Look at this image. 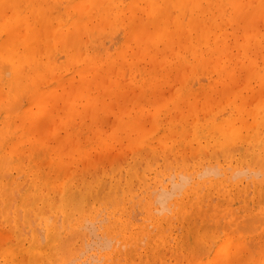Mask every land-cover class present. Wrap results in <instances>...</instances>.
Segmentation results:
<instances>
[{
  "label": "rangeland",
  "instance_id": "obj_1",
  "mask_svg": "<svg viewBox=\"0 0 264 264\" xmlns=\"http://www.w3.org/2000/svg\"><path fill=\"white\" fill-rule=\"evenodd\" d=\"M1 1L2 0H0V2ZM6 1L10 3L12 2L11 0H6ZM122 1L123 2H121V4L117 3L118 5L117 8L114 7L113 10L109 11L111 16H115L116 15L115 11H118V9H123L130 2V0H122ZM213 1L216 2L217 0H213ZM260 1L261 0H240V4L244 10H247L248 8H249L248 10L255 9L258 14V15L255 14L253 16V21L255 20V22L253 23L252 29H248V27H242L237 24L235 26L231 25L229 17L232 11L230 12L231 9L224 7L223 12L221 11L219 14L217 13L215 17L207 16L205 18L206 21L203 22L205 25L202 28H205L206 34H204L202 38L199 37L200 33L196 32L197 31L196 28L192 30L187 29V26L190 22V14H191L190 12H187V14H185V16L183 17L184 20H182L181 23L182 30L176 33L175 35L174 38L175 46L171 48L168 47L163 42H161L160 40H156L153 39V37H149L150 36L149 30L151 26H148L149 23L148 16L145 12L143 13L141 11L140 8L142 4H140V2L135 0L132 7L134 8L135 14L140 15L137 16L139 19L137 21L141 24V27H139L137 30H133L130 34H128L127 33L128 29L126 27L127 21H125V24L114 26V28L110 25L108 26L107 24L99 25L103 27V29L101 30L103 33L102 35H100V39L98 40L99 43L96 42L95 44L97 45L91 44L89 47L82 46L79 49V55L81 59H87L88 56L94 55L98 57L99 61L97 63L87 62L86 64L83 65L81 64L72 65V67H70L68 71L64 70L63 68H59L58 73L56 74L57 76L55 75L53 77V80H50V82H47L46 84H44V86L42 85V87H44V90L49 91L48 95L51 93L53 96L51 97L52 100L50 99L51 100L50 105L46 106V109L41 110L39 108L40 106H38L37 104H30V101L28 100V96L26 93L27 92L26 85L27 87H29V82L27 81L24 82L27 84L23 83L22 88H25L24 92L25 91L26 92L23 93L22 91L24 96L21 93L19 97H21V95H22L21 98L25 96L26 97L23 98L22 100L21 98L18 97L19 98L18 101L20 102L22 101L21 102L22 105L18 106L20 108H18L14 114L21 113L22 115L23 113L26 112L28 114L30 113L29 116L32 117L35 116V120L38 128L37 137L39 140H42L43 142L46 143L45 147L47 146L45 148L46 150L45 149H44L45 151L43 150L44 153H42L43 154L42 159L40 158L41 160L38 159L36 160L37 162H40L39 166H42L41 167L42 171L48 172L50 169L63 168V172H65L66 174L65 179L72 180L73 178V180L76 181L77 184L80 186H83V184L87 185L90 183L95 185V183L97 182L102 184L101 192L98 195L99 201L98 199H96L95 204L93 203L94 204L93 206L92 204H90L89 208L84 207L85 204H86L85 206H87V204L92 203L93 200L91 201L87 199L88 201L91 202H87V200L85 201L81 200L82 201L80 202L81 204L79 203L78 204L79 206L77 205L78 208L77 206L76 207L74 206V208L75 209L77 208V210H74L72 207V209L65 211L66 214H64L62 213V211L59 210L60 208L57 207L59 205L57 204V201H52L51 203L49 202L50 207L46 208L48 210H44L45 212H43L42 214L44 217H41L40 216L41 214H38L37 212L35 213V215L31 212L29 214L31 217L29 218L31 219L30 222L28 219V223L23 224V218H24L23 216L25 215V213L23 212L22 208L19 206V202L22 196L28 194V192L29 193L31 192L30 187L32 186V181H30V179L28 178L27 166H29L31 161H34V158L36 159V157L32 159V155H31L32 151L30 150L31 145L29 146V144L26 143L27 145L24 144L23 146L24 149L22 147L23 163L25 162L24 165L25 168H23V170L19 172L15 171L14 169L12 170L11 168L12 164L10 160L8 161L9 165L8 166L5 165V167L2 168V171H6L4 170L5 168L9 171L6 172L8 175H5L7 176V180H9V178L11 177L14 178L12 182L14 183V187L16 188L13 189V191L16 192L14 194L15 197L13 194H11L13 195L11 199L14 198L12 200L13 207L11 208V210L13 209L12 211L13 214L12 212H9V217L12 219L14 216H16V219L19 218L18 221L20 223L19 225L21 224L24 225L23 227L22 226L18 227L17 231L18 233L23 232V234L20 235V238L21 236L24 238L25 241L22 238L21 239L25 243V247H28L29 241L31 242V240L29 239L27 240V238H32L33 235L37 237V235L39 234L40 235L44 234L45 230H43V226L45 229L46 224L47 225L55 224L56 227L59 226V230L62 228V231H67V232L71 228H74L73 231L77 229L76 230L77 234L75 232L73 233H75L74 235L80 236V240H81L80 243L78 240L76 242L74 239L76 244L74 242V246L71 245L72 247L78 245L77 248H79L80 246L81 249H83V250L80 249L82 252H77L75 250L77 254L82 253L81 255L78 254V256L73 251L74 256L76 257H74L71 252L72 255L71 254L70 255L74 260L73 259L71 260V257L67 256L70 252L67 255L63 253V257L66 259L65 260L64 258L61 257L62 254L61 256H58V254H56L55 251L51 250L52 252H55V254H52L51 251L49 253V256L48 254H46L48 258L51 257L50 262L48 261L49 259L47 260V257H45V259H43L42 262H39V264H43V262L44 264L45 263L64 264L65 261L66 264H72V263L96 264L97 262H98L97 264H104L107 259L106 256L109 255L113 257L112 256L114 254L113 251L116 248L117 249L124 248L120 252L121 254L124 255L125 247H122L121 243L117 239L118 237L116 235H114L115 237L112 236L111 233L112 230L114 229V223L116 224L115 221H121V220L128 224L127 234L140 231V229L138 230V228H140L141 226H142L141 229H143L144 226L146 227L148 226L147 230H149V232H152V235H156L158 232L156 223H163L165 225V228L167 230L166 231L164 230V232L166 233L165 235L164 232L162 234V236H165L164 237L165 241L163 240V246H165L166 244L168 245L165 247V250L162 249L164 247L159 248L164 252L161 258H163V260L165 261L161 262L160 258L156 254L155 260H151L152 264L154 263V261L156 262V264H189V263L204 264L205 262L204 259L212 255L213 251L219 247V242L222 240L219 238H222L223 236L224 233L223 229L225 227V224L229 225L231 222V217L229 215L228 216L221 215L216 217V219H212L211 217L208 216L207 217L208 219L206 218L207 222H202V220H200L199 218H197L195 214H193V208L192 210H189L188 208L191 216L189 220L184 223V228L186 229L181 227L182 226L181 221H179L177 216L174 215H177L179 212H181L180 211L181 205L186 204L188 200L186 195H184V192L187 191V189H189L188 196H191L192 190L190 189L196 185L195 184L196 181H197V185L195 189L199 192L201 190V194L207 192L208 200L209 202H212L214 204V205L212 204L213 206H215L218 203V201L220 202L221 200L219 197L217 198L218 194L215 193L214 187L210 186V184L207 182V180L210 181L211 178H213L214 181L213 185L219 184L216 182H219L220 179L221 181L226 180V177H227V181L229 180L228 182L226 181L227 183L231 182L230 184H234V185H237V183H239L237 185L238 194L242 193V195L241 194L240 195L242 196V198H246V199L248 198L251 199L255 197V194L257 192L255 189L257 188V186L264 187V174H262L264 173V160H262V162H260L259 164L253 161L255 159V157H253L254 155L248 156L251 154L253 149L254 150L256 149L255 150L256 153L262 151L261 157L262 159H264V149L259 150L258 145L255 146V143L253 142H249L248 144H242L240 142H237L235 143L237 145H234V143L229 140L231 123L230 121L228 122V118L232 115L235 117L240 116L241 118L246 120L247 125L243 126V129L245 131H243L244 133L242 132L243 134L246 135L248 134L249 131H251L252 133V130H250L251 128L249 125L253 122V119L250 114L261 113L260 116L261 117L264 116V114H262L264 113V83L253 81L257 72L258 71L261 72L262 70H264V67H261L264 66V48H261L262 44H264V39H262L264 38V4H261ZM12 5L13 4L7 6H12ZM63 5L65 6V3L62 4L61 6L62 9L64 7ZM75 5L78 6L77 9L85 8L84 6L85 4H83V2L80 0H75ZM107 7H108V1L104 0L102 8L99 9V13L105 11ZM24 8L25 7L23 4V9ZM14 11H15L14 8H7L1 11V14L4 16L1 23H5L9 19H11L13 17ZM70 13L72 14L73 12L70 11ZM171 13L172 15H170L171 19L169 21L165 20L159 23L160 28H162L163 25L166 24L167 22H169L167 26H169L170 28H175L174 19L178 17V12L176 9H173ZM127 14L129 15V13ZM53 15L54 17H57L56 13H54ZM60 18L63 21L60 22V20L57 19L53 21V26L55 27L53 30V35L50 36V41L54 47L55 45L59 46L58 40L60 41L62 40L64 43L67 39L66 36L67 32H65L62 38L56 40V36H55L56 26H59L60 23L61 26L59 27V30L66 29L70 23V20H68L67 18V14H63ZM208 19L209 21H207ZM94 21L95 19L93 20V23L97 24V21L95 22ZM188 36H191L192 38H187ZM222 38L226 40L227 44L230 47L228 48L229 50L228 55L231 59L233 58L232 65L233 63H235L233 67V72L231 74L232 78H229L227 76L228 75L227 65H229V63L228 61H226L225 58L223 57L219 59L213 58L210 63L207 62L208 52L216 44V42ZM86 39H87L86 37L83 38L84 41H87ZM188 39L189 40L194 39V41L197 42L194 48L189 45ZM260 39H262L260 46L258 48H254V45ZM61 42L60 44L62 45L63 43ZM247 44L249 45L251 44L250 48L252 49L250 51V54H247V47L245 48L243 47L244 45ZM188 46L192 48V50L190 48L188 49ZM40 48H41L40 57L44 62L47 61L48 59H51V61L55 62L56 67L62 65L65 62L66 58L63 55V53L58 54L57 52H51V51L45 52L44 47L42 48L41 46ZM166 48H171V49H169L170 50L169 51ZM193 51H197L199 54L204 55L203 58L206 59L205 63L198 65L193 58L192 55ZM247 55L249 56L247 57ZM182 57H185V59L189 63H191L194 67L178 68L177 67L178 61ZM111 60L113 61L111 63L112 68L110 69V71L105 72L104 69H101L103 64ZM193 68L196 71H194ZM248 74L250 75L249 79L247 77ZM2 75L5 76L6 74L4 73ZM251 75L254 77H252ZM6 76H7L6 78L9 77L8 75ZM83 82H86L84 86L87 87V89L84 91L80 87ZM79 83L81 84L79 85ZM110 84H112V86H110ZM148 86H149V90L147 91V95L145 96L143 95L142 89L143 87H148ZM74 87L80 89L76 91L77 89L76 88L74 89ZM73 89L76 92H74ZM80 92H82L83 94H78ZM182 96H184L185 99H182ZM76 97L79 99H77ZM70 106L74 108V112H73V116L68 118L67 108ZM40 115L45 117L43 119L38 118V116ZM135 121H137V125L131 127L130 126L131 123H134ZM123 122L127 123L128 128L122 129L123 127L121 123ZM212 126L215 127L217 126V130H218L216 136L213 138V141L214 139L217 138L219 139L221 138L224 141L221 140L219 143L213 141L209 143H204L203 137L207 136V134L209 133L208 131H210V127ZM156 128L158 129L157 131ZM169 128L170 131H168ZM257 131L260 134L259 135L260 139H264V137L261 138L262 130L258 129ZM164 133L167 134L163 137ZM254 136L255 134H252V138ZM165 143H167L166 146L167 147L170 146L168 148H171L173 151L170 150V152L168 151V153L163 152L162 151L163 145ZM220 144L232 148L229 150L230 151L229 153H231L230 155H232L231 158L221 154L222 152L221 147L223 146L222 145L220 146ZM252 144L254 145V147H251ZM200 146L201 148H203V150H199ZM151 147L152 149L155 150V154H153V152H149L148 148ZM242 151L244 152V154H242L243 153ZM166 155L168 158L166 157ZM47 159L50 160L48 161ZM184 159L186 160L184 161ZM42 164L44 165L45 170ZM145 164L149 166L151 165L150 169L146 168L147 165ZM211 165L217 167V171L215 169L216 172L214 171V167L211 168ZM202 167L206 168V170L204 169L205 171H207L208 169L210 171L212 169V171H214L217 174H214L211 171V173L209 174L210 176L209 175L207 176L206 172L202 169ZM207 167L209 168L207 169ZM136 168L138 169L135 172L134 170H136ZM119 169L121 173H119ZM129 169H130L129 173L135 172L137 176L132 173H131L132 175L128 174ZM182 170L185 171L186 173L183 174ZM242 170L243 172L244 170H246L247 173L244 174L245 172L243 173ZM142 171L144 172L145 177ZM157 171L159 173H157ZM172 171L175 176L173 175ZM209 171H207V173ZM232 171L234 172V174ZM240 171L243 175L240 173ZM123 172L125 173V175H122ZM177 172H179V174H176ZM200 172H202L203 175L200 176ZM187 173H189V175L192 177H189L188 175L187 177H189L190 179L186 177L187 179L185 180V182L184 180H182V178L185 176L178 177L181 174L186 175ZM212 173L215 176H212L211 175ZM239 173L241 174V176ZM110 174L112 175V177ZM254 174L257 175V179H255L256 177ZM130 175L132 176L131 177L132 181H130ZM134 175L136 176V178ZM171 175L173 177L172 183H171L172 181ZM195 175L197 176V178ZM85 176L87 179L84 178ZM123 177H124V181H122ZM259 179L262 181H260ZM181 180L183 184L187 183L188 182L187 180H190L191 182L189 181L188 185L186 186V189L183 188V192H181L182 191L181 190L177 194V196H175V194L177 193L175 192L174 196L170 198V201L169 202L166 201L167 203L165 202L167 204V205L165 204L166 207H162V206L159 207V205L162 204L159 203V200L156 201L155 198L156 193L157 192L159 193L160 189L162 191H164L163 189L165 190L173 189L175 186L173 184L176 182L178 183V181L180 182ZM81 181L82 182L85 181V182L82 183ZM261 182L262 184H260ZM112 183L116 184V185L114 184V186L117 187L116 190H114L115 189L113 188L114 186L111 185ZM202 183L204 185V186L202 185L203 187L201 186ZM205 183L207 187L205 186ZM15 184H18L20 186L17 187L15 186ZM170 184L173 186H171ZM146 185H148L149 187H147ZM198 186L201 189H199ZM249 186L251 188H249ZM111 187H112L111 191L114 190V193H116L114 194L113 192H111L112 197H110ZM151 190L153 191L151 192ZM13 191L12 193H14ZM116 191L118 192V194ZM126 192H128L130 196ZM150 192L151 193L155 192V193L151 194ZM199 192L198 194L200 195ZM107 193L108 194L110 193L108 198H113V194H114V199H116L117 197L116 195H118V197L120 196L121 198L118 197L117 198L121 199V201L118 200L119 201L118 202L117 199L116 201L115 200L113 201V199H111V201L114 202V204L115 202H117L114 205L113 203H111L110 200H107L108 199L107 198L106 202H104L105 201L104 198H106L105 196H108ZM124 193H126L127 195L125 194V196H123ZM149 193L152 195V197H150L151 195ZM180 193H182L183 195ZM240 195L236 194L237 197H239ZM229 196L233 197V195L232 196L229 195ZM54 197H57V195L56 196L54 195ZM211 197L213 199H211ZM140 202L142 204H140ZM157 202L159 203V205ZM153 203L154 205H152ZM51 204H53L52 208H55V210L57 208L58 210L57 211L53 210L51 208ZM122 205H125L126 209L123 208L124 206ZM146 205L150 207L148 213L145 211L144 208H142L143 206L146 207ZM240 206L241 203H239V205L232 204L230 208L237 209ZM17 207L20 208V210L17 211L18 213L20 211L19 214H17L16 212ZM86 209H89L90 213ZM122 209L124 210V213ZM52 210L55 211L56 213H54ZM82 210H86V212L84 213L85 217L84 216L81 217L80 215L81 213L79 214V212H81ZM156 210H158V212ZM67 212L70 213L68 214ZM72 212L73 215H70L72 214ZM15 213L16 215H14ZM17 215L20 216L17 217ZM66 215L68 217L70 216L71 218L67 219L68 217H65ZM86 215H89V217ZM258 216L264 217V213L258 214L256 217ZM111 217L113 218L111 219ZM122 218H124V220ZM243 218L244 217H238L236 220H234V222H232V225L236 226L237 224L236 222L239 223L242 222L241 220ZM84 220H86L85 222L89 224L83 222ZM258 220L261 219H257L256 221L257 223L252 222L249 225L247 224L249 222H246V224L245 222H242L241 224L243 223L244 224L242 225L243 228L241 229H240L241 226H239L240 232L238 231L237 232L238 235L242 237V240L247 239L248 243H250L251 241L254 242L252 246L251 243L250 245L246 244L247 253L244 254V256L241 255V257L243 258H241L240 259L241 261L239 260L236 264H252V263L264 264V261H262V259H264L262 258L264 257V228H262L261 222H259ZM167 221H169L170 224H166ZM42 222L44 223L41 224ZM98 222H100V224ZM78 224L80 225V228ZM251 224L254 225L252 226ZM30 225L32 226V228H30L31 227ZM11 226H12L11 222L6 223L4 222L3 219H0V251L1 249L4 250V248H6L9 245H12L13 243L12 235L14 234V232L11 233L10 230ZM90 226L92 227L90 228ZM251 226L254 229V232L253 229L250 228ZM236 227L233 228L238 230ZM34 229L37 230V232L39 231L40 233L38 234L36 231H34ZM190 230L192 231V233L197 234L196 238L195 236L193 238L192 245L187 234L190 232ZM12 231L14 230L12 229ZM71 231L68 234L67 233L66 234L69 236L70 233L72 234ZM78 231L81 233V235L84 236H81ZM28 232L32 233L31 234L32 236L30 235L26 236L25 233L29 234ZM259 234L260 237L258 238ZM72 235H70L71 238L74 236ZM40 237L41 239H39V241L42 240L44 236L43 237L40 236ZM81 237L83 238L84 241L81 239ZM108 238L109 240H107ZM147 238L148 237L145 236L140 240V241L145 240L144 242L142 241L140 243L141 249L140 248L138 249L137 247L138 253L141 254L142 252H144L141 254L143 256L145 255L149 256L150 253L148 251H150L151 249H157L159 246L157 245L156 247H154L153 242H152L153 244L152 246L149 244L148 246ZM115 239L118 243L114 241ZM92 241H94L93 243H95L96 246L93 243H90ZM83 242H85V244H83ZM105 242H107V244L109 242L110 243L108 245L102 246V244H106ZM182 242L185 244H183ZM26 243L28 245H26ZM44 243L45 242L43 241L42 244L44 245ZM179 243L181 245V246L179 245V247L182 248V251H179L180 254L178 253L179 255L178 257L175 255L176 253L174 254L173 249ZM255 243L256 245H254ZM209 244L213 246H210V248H208L207 246ZM81 245H83L84 248ZM90 245L91 247H89ZM249 246H251L252 248L251 247L249 248ZM146 247L149 249L146 250ZM253 247L256 248L258 252L256 250L254 251ZM60 248L64 250V245L63 247ZM84 249L85 250L88 249V250L84 251ZM100 249L103 251H101ZM143 249H145L146 252L142 251ZM66 250L69 251L68 248ZM71 250H73V248H70V251ZM139 250L141 251L139 252ZM64 251L61 250V253ZM165 251H169L168 255ZM189 251H192L189 253L190 255L188 254ZM50 254H52V256ZM55 255L58 256L59 258H57ZM64 255H66L67 257H65ZM164 255H167V257ZM172 255H174L173 258H171ZM188 255H189V259L191 258L193 259V257L194 259L193 260L191 259L190 261L188 259ZM53 257L55 258V260L53 259L52 262ZM156 257H157V261H156ZM79 258L80 261H78ZM124 260L125 257L123 256V260L120 258L119 262ZM249 260H251V262ZM1 261L3 262L2 259H0V263ZM107 262L109 263V261ZM125 263L126 262L124 261L123 264ZM135 264H139V263H135Z\"/></svg>",
  "mask_w": 264,
  "mask_h": 264
},
{
  "label": "bare ground",
  "instance_id": "obj_2",
  "mask_svg": "<svg viewBox=\"0 0 264 264\" xmlns=\"http://www.w3.org/2000/svg\"><path fill=\"white\" fill-rule=\"evenodd\" d=\"M11 1H12L11 3L6 1V0H2L0 2V116H1L0 117V217H2L0 219H3L4 222H6V223H10V222L12 223V226H11L10 230H11V233L14 232V234L12 235L13 236L12 245H9V246L6 245L7 247L4 248V250L1 249V251H0V259H2L3 262H4L3 263L1 261L0 264H39V262H42V260L45 259V257H47L46 254H48V256H49V253H50L51 250L55 251L56 254H58V256H61V254H62V256H61L62 258H64L63 257V253L67 255L70 252L67 256L71 257L72 254L74 256L75 250L77 252H82L81 250H83V249H81L80 246H79V248H77L78 245L77 246L75 245V247L71 246V245L74 246V242L75 241L77 242V240H78L79 243L81 241L80 240V236L74 235L75 233L77 234V231H76L77 229L73 231L74 228H71L67 232V231H62V228H61L60 229L61 231H60L59 230V226L56 227L55 224L54 225H51V224L47 225L46 224L45 225L46 226L45 229H44V226H43V230H45L44 234L40 235L39 234L40 232L39 231L37 232V230H35L36 229V227H35L34 231H36L39 235H37V237L35 235H33L32 238H27V240L29 239V240H31V242L29 241V245L26 243V245H28V247H25V243L23 242L24 238L22 236H21V238L23 240L20 238V235L23 234V232L22 233L21 232L18 233V231H17L18 227H21V226L23 227L24 226L23 224H27L28 223V219L31 218L30 215H29L31 212L34 215L37 212L38 214H41L40 215L41 217H44L42 214H43V212H45L44 210H48L46 208L50 207L49 204L52 201H57V204H59L57 207L60 208L59 210L62 211V213H64V214H66L65 211H68L69 209H72V207H73L74 210H77V208L79 206L78 204L80 202H82L81 200H83V201H85L87 199H89L91 201L93 200L94 202L92 201V203H88L87 206H85L86 205L85 204L84 207H86V208L88 207L89 208L90 204H92V206H93L95 204V200L96 199H98V201H99L98 195L101 192L102 184L97 182V183H95V185L90 183V184H87V185L83 184V186H80V185L77 184L76 181L73 180V178H72V180H68V179L66 180L65 179L66 178V176H65L66 174H65V172H63V168L50 169L49 170L50 172L49 171L48 172L42 171V168H41L42 166H39L40 162H37L36 160L37 159L38 160L42 159V155H43L42 153H44V151L46 150L45 148L47 146L45 147L46 143L43 142L42 140H39L38 137H37V135H38V130L37 129L38 128H37L35 116H33V117L29 116L30 113L28 114L26 112L23 113L22 115H21V113L20 114H14L16 112V110L18 108H20L18 106L22 105L21 104L22 101L21 102L18 101V99L21 98L22 95H21V97H19V96L22 93V91H23V93H25L27 91L26 93H27V96H28V100L30 101V104H37L38 106H40L39 108L41 110L46 109V106L50 105L51 100H52L51 97H53V96H52L51 93L48 95L49 91L48 90H44V87H42V85L44 86V84H46L47 82H50V80H53V77L58 73V69L59 68H63L64 70L68 71L69 68L72 67V65H77V64L83 65V64H86L87 62L97 63L99 61L98 57L94 56V55L93 56H88L87 59H81V57L79 55V49L82 46L89 47L91 44H95L96 42L99 43L98 40L100 39V35H102V33H103L101 31L103 29V27L99 26V25H101V24H105L106 25L107 24L108 26L110 25V26H112L114 28V26L125 24V21H127V25H126V27L128 29L127 33L130 34L133 30H137L139 27H141V24L137 21V20H139L137 16H140V15L139 14H135L134 8L132 7L135 0H130V2L127 4L126 7H124L123 9H118V11H115L116 12L115 16H111L109 11L113 10L114 7L117 8V6H118L117 3L121 4V2H123L122 0H117V1L106 0V1H108V7L102 13H99V9L102 8L104 0H80V1L83 2V4H85L84 5L85 8H82V9H77L78 6L75 5V0H11ZM136 1L140 2V4H142L141 8H140L141 11L143 13L145 12L147 14V16H148V19H149L148 26H151V28L149 30V35H150L149 37H153V39L160 40L161 42H163L164 44H166L168 47H171V48H173L175 46V42H174L175 35H176V33L180 32L182 30L181 23H182V20H184L183 17L185 16V14H187V12L191 13L190 14V22H189V24L187 26V29L188 30H192V29L196 28L197 29L196 32L200 33L199 37H201V38L203 37L204 34H206L205 28H202L205 25L203 23V22L206 21L205 18L207 16H214L215 17L217 13L219 14L221 11L223 12L224 7L228 8V9H231L230 12L232 11V13H231V15L229 17L231 25L235 26L237 24V25L242 26V27H248V29H252L253 28V23L255 22V20L253 21V16L255 14H257L255 9L248 10L249 9L248 8L247 10H244L242 8L241 4H240V0H217L216 2H214L213 0H136ZM260 2H261V4H264V0H261ZM64 3H65V6L63 5L64 7L62 9L61 6ZM10 4H13V5L12 6H7V5H10ZM23 4H24V7H25L24 9H23ZM7 8H14L15 11H14L13 17L11 19H9L7 22L1 23L2 19L4 18V16L1 14V11H3L4 9H7ZM173 9H176L177 12H178V17H176L174 19L175 28H170L169 26H167V24L169 22H167L166 24L163 25L162 28H160L159 23L161 21H165V20L169 21L171 19L170 15H172L171 11H173ZM60 11H62V12H60ZM70 11H72L73 13L71 14ZM54 13H56L57 17H54V15H53ZM127 13H129V15ZM138 13H139V11H138ZM63 14H67V18H68V20H70V23H69V25H68V27L66 29H60V30H59V27L61 25L59 23V26H56V29H55V36H56V40H57V39L62 38L63 34L65 32H67V35H66L67 39H66V41L64 43H63L62 40H61L62 42L60 40H58L59 46L55 45V47H54L51 44V41H50V36L53 35V30H54V27H55V26H53V21L55 19L60 20V22L63 21L60 18ZM94 19H95V21H97V24L93 23ZM207 21H209V19ZM64 22H65V20H64ZM183 25H184V22H183ZM185 32H184V34H185ZM84 37L87 38L86 39L87 41L83 40ZM187 38H192V37L188 36ZM262 39H264V38H262ZM262 39H260L254 45V48H258L260 46V44L262 42ZM60 42L63 43V44L61 45ZM188 43H189V45L191 47L194 48L197 42L194 41V39H190V40L188 39ZM95 45H97V44H95ZM250 45L247 44V45L243 46L244 48L247 47V54H250V51L252 49V48H250ZM41 46H42V48L44 47L45 52L51 51V52H57L58 54L63 53V55L66 58L65 62L62 65L57 66V67L55 66V62L51 61V59H48L47 61L44 62L42 60V58L40 57V49H41L40 47ZM171 48H166V49L169 50ZM189 48L190 47L188 46V49ZM228 48H230V47L227 44L226 40L223 39V38L219 39L216 42V44L208 52V60H207V62L210 63L213 58H215V59H219V58H222V57L225 58L226 61H228V63H229V65H227V68H228V73H227L228 75L227 76L229 78H232L231 74L233 72V67H234L235 63H233V65H232V59L233 58L231 59L229 57ZM261 48H264V44H262ZM190 49L192 50V48H190ZM192 55H193V58H194L195 62L198 65H201V64L205 63L206 59L203 58L204 55L199 54L197 51H193ZM248 56L249 55H247V57ZM112 61L113 60L103 64L101 69H104L105 72L110 71V69L112 68V65H111ZM224 63H226V62H224ZM207 66H210V65H207ZM177 67L178 68H187V67L191 68V67H194V66L191 63H189L185 59V57H182L178 61ZM261 67H264V66H261ZM220 70H221V68H220ZM194 71H196V70L194 69ZM4 73L6 75H8L9 77L6 78L7 77L6 75L5 76L2 75ZM247 77L249 79L250 75L248 74ZM252 77H254V76H252ZM248 79H247V81H248ZM26 81L29 82V87H27V85H26V91L24 92L25 88H22V85ZM253 81L264 83V70H262L261 72L258 71L256 76L254 77ZM85 83L86 82H83L82 84L79 83V85L81 84L80 87L83 89V91L87 89V87L84 86ZM24 84H27V83H24ZM110 86H112V84H110ZM110 86H109V88H110ZM75 88L76 87H74V89ZM79 89H77L76 91H78ZM148 90H149V86L148 87H143V89H142L143 95L146 96ZM76 91L74 90V92H76ZM159 93H161V92H159ZM78 94H83V93L80 92ZM23 96H24V94H23ZM25 97H23V98H25ZM23 98H21V100ZM74 99H75V97H74ZM77 99H79V98H77ZM182 99H185V97L182 96ZM92 106H93V104H92ZM167 106H168V104H167ZM21 111H22V108H21ZM73 112H74V108L72 106L67 108V116H68V118L73 116ZM26 114H28V115H26ZM262 114H264V113H262ZM250 115L252 116V119H253V122L249 125L250 128H251L250 130H252V133H251V131H249L248 134H246V135L243 134L244 133L243 131H245L243 129V126L247 125L246 120H244L240 116H236L235 117L233 115L228 118V122L230 121V123H231V129H230V132H229V138H230L229 140L232 141L234 143V145H237V144H235L237 142H240L242 144H248L249 142H253V143H255V146L258 145L259 150L264 149V139H260V137H259L260 134L257 131L258 129H261L262 130L261 138L264 137V136H262V135H264V116L261 117L260 116L261 113L250 114ZM44 117L45 116H42V115L38 116V118H42V119ZM91 117H92V115H91ZM37 120H39V119H37ZM121 124H122V127H123L122 129L128 128V125H127L126 122L125 123L123 122ZM135 125H137V121H135L134 123H131L130 126L133 127ZM158 126H160V125H158ZM220 129H221V127H220ZM157 130L158 129L156 128V131ZM168 131H170V128L168 129ZM208 132L209 133L207 134V136L203 137L204 143H209V142L213 141V138L216 136V134L218 132L217 126L216 127L215 126L210 127V131H208ZM166 134L167 133H164L163 137ZM252 134H255V136L253 138H252ZM221 140L224 141L221 138L220 139L217 138V139H214L213 142L219 143ZM26 143L29 144V146L31 145V149L30 150L32 151V154H31L32 155V159L34 157H36V159L34 158V161H31L29 166H27V168H28V173L27 174H28V178L30 179V181H32V186L30 187L31 188V192L29 193L28 191H30V190H28L27 191L28 194L22 196L21 199H20L19 206L22 208V210L25 213V215L23 216L24 217L23 218V224L19 225L20 224L18 222L19 218H17L18 219L17 220L16 216H14L12 219L9 217V212L13 211V209L11 210V208L13 207V201L12 200L14 198L11 199V197H13V195L16 192V191H13V189L16 188V187H14V183L12 182L14 178L11 177V178H9V180H7V176H5V175H8L6 173L8 170L5 168L4 170H6V171H2V168H4L5 165H7V166L9 165L8 164L9 160L11 161V164H12V167H11L12 170L14 169L15 171L19 172V171L23 170V168H25L24 167L25 162L23 163V155L22 154H23V149H24L23 146ZM225 143H226V141H225ZM166 145H167V143H165L163 145V150L162 151L168 153V151L170 152V150H172V149L168 148L170 146L167 147ZM221 145L222 144H220V146ZM222 146L223 147H221V149H222L221 151L223 153L221 152V154H223L226 157H230L231 158L232 155H230L231 153H229L230 152L229 150L232 149V148L227 147L225 145H222ZM22 147H23V149H22ZM251 147H254V145L252 144ZM148 150H149V152H153V154H155V150L152 149V147L148 148ZM152 150H154V151H152ZM199 150H203V148H201V146H200ZM253 150H252L251 154L248 155V156L254 155L253 157H255V159L253 161H255V162L260 164V162H262V160H264L261 157L262 151L256 153V151H255L256 149L254 151ZM234 151H236V150H234ZM145 154H146V152H145ZM242 154H244V152ZM166 157H167V155H166ZM167 158H166V160H167ZM47 160L49 161L50 159H47ZM185 160L186 159H184V161ZM253 161H251V162H253ZM145 165H147V164H145ZM150 166L147 165L146 168L150 169ZM131 167H133V166H131ZM168 167H170V166H168ZM194 167H196V166H194ZM204 167H205V165H204ZM212 167H214V166L211 165V168ZM43 168H44V165H43ZM138 168H136V170H134V171L136 172ZM208 168L209 167H207V169ZM202 169L206 170V168H203V167H202ZM215 169L217 171V167L216 166L214 167V171H215ZM246 169H248V168H246ZM260 169H262V168H260ZM44 170H45V168H44ZM195 170H197V169H195ZM222 170H224V169H222ZM125 171H126V169H125ZM131 171H133V170H131ZM182 171H180V172H182ZM207 171H209V169ZM207 171H205V172H206V175L208 176L211 173L212 169L208 173H207ZM214 171H212V172L214 174H217V173H215L216 171L215 172ZM258 171H259V169H258ZM124 172H123L122 175H125ZM129 172H130V169L128 171V174L132 173V174H135L137 176V174L135 172L134 173L133 172L129 173ZM237 172H239V171H237ZM242 172H243V170H242ZM244 172H243L244 174L247 173L246 170H244ZM119 173H121L120 169H119ZM157 173H159V172L157 171ZM172 173H173V171H172ZM184 173H186V172L183 171V174ZM213 173L211 175L215 176V175H213ZM240 173H241V171H240ZM143 174H144V172H143ZM176 174H179V172H177ZM233 174H234V172H233ZM241 174H240V176H241ZM262 174H264V173H262ZM131 175H130V181H132V178H131L132 176ZM158 175H160V174H158ZM173 175H174V173H173ZM188 175H189V173H187L186 175H182L181 174L178 177L185 176V177H183L184 179L182 178V180H184V182H185V180L187 178L190 179L189 177H192L190 175H189V177H187ZM201 175H203L202 172H200V176ZM78 176H81V175H78ZM136 176H135V178H136ZM204 176H205V174H204ZM111 177H112V175H111ZM144 177H145V174H144ZM255 177H256L255 179H257V175H255ZM15 178H17V177H15ZM84 178H86V176ZM171 178H172V181H171V183H172L173 182L172 175H171ZM196 178H197V176H196ZM219 178H221V177H219ZM211 179H210V181L207 180V182L210 184V186L214 187L215 193L218 194L217 198L219 197L221 201L220 202L218 201V203L215 206H213L214 204L212 202H209V200H208L207 192L204 193V194H201V190L199 192V191H197L195 189V187L197 185V181H196V183H195L196 185L194 184L195 186H193L190 189V190H192L191 196H188V194H189L188 190L189 189H187V191L184 192V195H186L188 200H187L186 204L181 205V209H182V210L180 209L181 212H179L177 215H174V216H177L179 221H181V224H182L181 227L184 228V223L187 222L189 220L190 216H191L189 210H192V208H193V214H195L197 216V218L202 220V222H207L206 218L208 216L211 217L212 219H216V217L221 216V215H223V216H228L229 215L231 217V222H230L229 225L225 224V227L223 229V232H224L223 236H222V238H219V239H222L219 242V247L216 248V250L213 251L212 255H210L206 259H204L205 260L204 264H236L241 258H243V257H241V255L244 256V254L247 253L246 244L250 245V243H251V246H252L253 242H254V241L253 242L251 241L250 243H248L247 239L246 240H242V237L238 235V232H240L239 226H241L240 229L243 228L242 225L244 223L243 224H241V223L245 222V224H246V222H249V223H247L249 225L252 222L257 223L256 222L257 219H261L262 221L261 220H258V221L261 222L262 228H264V217H262V216L256 217L258 214L264 213V187H261V186L258 187L257 186V188L255 189L257 191L256 194H255V197H253L251 199H249L247 197L249 199L248 200L246 198H242V196H241L242 193H240L241 195L238 194L237 185L239 183H237V185L230 184L231 182L227 183L229 180L227 181V177H226V180H222L221 181V179H220L219 182H216V183H219V184L213 185V183H214L213 178H211ZM232 179H233V176H232ZM234 179H235V177H234ZM167 180H168V178H167ZM182 180L180 182L178 181V183H181V184H178L176 181H174L177 184L176 183L173 184V185H175L174 188L172 187L173 189H169V190L166 189L168 191H166L165 189H163L164 191H162L161 189L159 191V189H158L160 194L157 192L158 195L156 193V197L155 198H156V201L159 200V203L162 204V205H159V203L157 202L159 207L160 206L166 207V205H167L166 203L170 201V198H172V196H174L175 192H177L175 194V196H177V194L181 190H182L181 192H183V188L186 189V186L188 185V182L190 180H187L188 182L185 183V184H183ZM122 181H124V177H123ZM260 181H262V180H260ZM84 182H82V183H84ZM55 184H57V185H55ZM79 184H81V183H79ZM114 184L115 183H112L111 185L114 186ZM260 184H262V182ZM173 185H171V186H173ZM202 185H203V183L201 184V186ZM15 186L18 187L20 185L15 184ZM146 186L149 187L148 185H146ZM205 186H206V183H205ZM250 186H249V188L252 187V186L251 187ZM113 188H115L114 190H116L117 187L114 186ZM119 188H120V186H119ZM188 188H190V187H188ZM199 189H201V188L199 187ZM111 190H112V187L110 188V193L111 192L114 193V190L113 191H111ZM202 190H203V188H202ZM241 190H243V189H241ZM12 191L14 193H12ZM17 191H19V190H17ZM152 191L153 190H151V192ZM155 192H153V193H155ZM198 192L200 193V195L198 194ZM126 193L128 194V192H126ZM126 193H124L123 196H125ZM153 193H151V194H153ZM11 194H13V195H11ZM109 194L107 193L108 196H105L106 198H104V200H105L104 202H106V199L109 197ZM114 194H116V193H114ZM114 194H113V198H108L107 200L111 201V199H113V201L114 200L116 201V199H117V201L118 200L121 201V199H118V198H121L120 196L118 197V195H116L118 198L115 196L116 199H114ZM117 194H118V192H117ZM140 194H141V192H140ZM180 194H182V193H180ZM236 194L240 195L241 197L240 196L237 197ZM54 195L55 196L57 195V197H54ZM229 195H231V196L233 195V197H230ZM248 195H250V194H248ZM14 197H15V195H14ZM110 197H112V193L110 194ZM140 197H141V195H140ZM145 197H146V195H145ZM150 197H152V195ZM132 199H133V197H132ZM211 199H213V198L211 197ZM91 201L87 200V202H91ZM212 201H214V200H212ZM111 203L114 204V202H112V201H111ZM116 203L117 202H115V204ZM154 203L152 205H154ZM239 203H241V206L239 208H237V209H235V208L231 209L230 208L232 204H238L239 205ZM126 204H128V203H126ZM140 204H142V203L140 202ZM210 204L211 205L213 204V205L211 206ZM52 205L53 204H51V208H52ZM74 206L75 207L77 206V208L75 209ZM122 206H124L123 208L126 207L125 205H122ZM18 207L16 208L17 209L16 212L18 210H20V208H18ZM81 208H83V207H81ZM142 208H144L147 213L150 210V207L147 206V205H146V207L143 206ZM188 208H189V210H188ZM52 209L55 210V208H52ZM131 209H132V207H131ZM57 210L58 209L56 208L55 211H57ZM86 210H88V212L90 213L89 209H86ZM86 210H82L81 212H79V214L81 213L80 214L81 217L85 215L84 213L86 212ZM55 211H53V212L56 213ZM122 211L124 213L123 209H122ZM156 211L158 212V210H156ZM160 211H161V208H160ZM155 212H154V214H155ZM19 213H20V211H19ZM19 213L17 212V214H19ZM58 213H59V211H58ZM67 213L69 214L70 212H67ZM99 213H101V212H99ZM12 214H13V212H12ZM14 215H16V213ZM70 215H73V212ZM19 216L20 215H17V217H19ZM86 216L89 217V215H86ZM113 216H115V215H113ZM130 216H131V214H130ZM59 217H61V216H59ZM65 217H68V216L66 215ZM98 217H99V215H98ZM164 217H165V214H164ZM238 217H244V218L241 220L242 222H240V223L236 222L237 224L239 223L238 225L236 224L237 227L235 225L233 226L232 222H234V220H236ZM36 218H37V216H36ZM70 218L71 217L69 216L67 219H70ZM112 218L113 217H111V219ZM122 219L124 220V218H122ZM30 220L31 219H29V222H30ZM48 220H50V219H48ZM250 220H251V222H250ZM85 221L86 220H84L83 222H85ZM147 221H148V219H147ZM58 222H59V220H58ZM78 222H80V221H78ZM88 222H90V221H88ZM115 222H116V224L114 223V229L113 230L111 229L112 230L111 233H112V236L116 235L118 237V238L117 237L116 238L119 240V242L121 243L122 247H125V252H124V255H123L120 252L124 248H121V249L120 248H118V249L116 248L113 251L114 252V254L112 255L113 257H111L109 255H107L109 257L106 256V258L108 260L106 259L104 264H121V263L123 264L124 261L126 262L125 264H135V263L152 264L151 260H155V255L156 254L160 258L161 262L165 261V260H163V258H161L162 254H164V252L161 249H159L161 247H164L162 249L165 250V247L168 245V244L164 243L166 245L163 246V240L165 241V239H164L165 236H162V234H163L164 230L165 231L167 230L163 223H156L158 232H157L156 235H152V232H149V230H147L148 226L147 227L144 226L143 229H141L142 228V226H141L140 228H138V230L140 229V231H136V232H132V233L127 234L128 233L127 232L128 224L123 222L122 220L121 221H115ZM32 223H34V222H32ZM43 223L44 222H42L41 224H43ZM85 223H87V222H85ZM98 223L100 224V222H98ZM171 223H173V222H171ZM87 224H89V223H87ZM166 224H170V222L167 221ZM90 225H91V223H90ZM251 225L253 226L254 224H251ZM85 226H87V225H85ZM104 226H105V224H104ZM232 226L234 228L236 227L238 230L234 229ZM252 226L250 227L251 229H253ZM55 227H56V229H55ZM91 227L92 226H90V228ZM30 228H32V226ZM79 228H80V225H79ZM101 228H102V226H101ZM101 228H99V229H101ZM262 228H261V231H262ZM12 229L14 231H12ZM170 229H171V227H170ZM184 229H186V228H184ZM78 230H80V229H78ZM105 230H107V229H105ZM235 230H236V232L238 231L237 232L238 236L236 235ZM244 230H245V228H244ZM70 231L72 232V234L76 238L77 237L78 238L76 239L71 233L68 236L67 234ZM29 232H31V231H29ZM73 232H75V233H73ZM253 232H254V229H253ZM31 234L32 233H29V234L25 233L26 236L27 235L28 236L29 235L32 236ZM79 234L81 235L80 232H79ZM165 234L166 233L164 232V235ZM187 234H188V238L190 239L191 245H192L193 238H194V236L196 238L197 234L196 233H192L191 230ZM70 235H72L74 237V238L72 237L73 240H72ZM40 236H42V237L44 236L43 237L44 240L42 239L45 242L44 245L42 244V242H43L42 240L39 241V239H41ZM81 236H84V235H81ZM145 236L148 237L147 238L148 239L147 245L149 244V245L152 246L154 244L153 245L154 247L159 245L157 249H151L150 251H148L150 253L149 256L141 255L144 252H142L141 254L137 252L138 251L137 247H138V249L139 248L141 249L140 243L143 240L142 241H140V240L143 237H145ZM38 237H40V238H38ZM259 237H260V234H259L258 238ZM9 239H11V238H9ZM74 239H75V241H74ZM81 239L83 240L82 237H81ZM107 240H109V238ZM114 241H116V239ZM76 242H75V244H76ZM93 242L94 241H92L90 243H93ZM152 242H153V244H152ZM173 242H175V241H173ZM79 243H77V244H79ZM105 243L106 244H102V246L108 245L110 242L108 244H107V242H105ZM111 243H112V241H111ZM81 244H82V242H81ZM83 244H85V242H83ZM93 244L95 245V243H93ZM183 244H185V243H183ZM63 245H64V250H66L68 248L69 251L68 250L64 251L63 249H61L60 247H63ZM138 245H140V246H138ZM179 245H180V243L177 244L176 247L173 249L174 254L176 253L175 255L178 256V257H179L178 253L180 254L179 251H182V248H180ZM254 245H256V243ZM68 246H71V247H68ZM81 246L83 247V245H81ZM170 246H171V244H170ZM210 246H213V245L209 244L207 247L210 248ZM251 246H249V248ZM58 247H59V249H61L64 252L61 253V250H59ZM89 247H91V245ZM147 247H146V250L149 249ZM70 248H73V250L70 251ZM108 248H109V246H108ZM85 249H84V251L88 250V249L87 250H85ZM90 249H93V248H90ZM90 249H89V251H90ZM56 250L58 251V253H57ZM106 250H108V249H106ZM255 250L258 252V250L256 248H254V251ZM52 251H51V253L55 254V252H52ZM101 251H103V250H101ZM101 251H100V253H101ZM140 251L141 250H139V252ZM142 251H145V249H143ZM65 252H67V253H65ZM71 252H72V254H71ZM77 252H75V254H77ZM165 252L168 255L169 251H165ZM190 252H192V251H189L188 254ZM52 254H50V255L52 256ZM78 254H77V256H78ZM81 254L82 253H80L79 255H81ZM66 255H64V256L67 257ZM167 255H164V256L167 257ZM189 255H188V259H189ZM58 256H56V257L59 258ZM123 256L125 257V260L119 262L120 258L123 260ZM173 256L174 255H172L171 258H173ZM191 256H193V255H191ZM74 257H76V256H74ZM50 258L47 257V260L49 259L48 260L49 262H50ZM262 258H264V257H262ZM53 259L55 260V258L54 257L52 258V262H53ZM72 259L73 258L71 257V260ZM191 259H189V260L191 261ZM193 259H194V257H193ZM91 260H94V259H91ZM260 260H261V258H260ZM78 261H80V258H79ZM101 261H99V262H101ZM107 261H109V263ZM156 261H157V257H156ZM249 261L251 262V260H249ZM262 261H264V259H262ZM65 262H64V264H66ZM43 264H44V262H43ZM153 264H156V262L154 261ZM189 264H192V263H189ZM252 264H254V263H252Z\"/></svg>",
  "mask_w": 264,
  "mask_h": 264
}]
</instances>
